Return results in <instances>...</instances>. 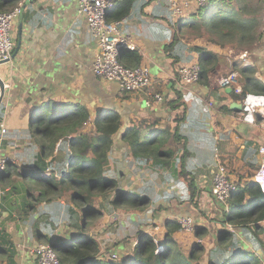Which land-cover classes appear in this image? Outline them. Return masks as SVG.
<instances>
[{"label": "crops", "instance_id": "obj_1", "mask_svg": "<svg viewBox=\"0 0 264 264\" xmlns=\"http://www.w3.org/2000/svg\"><path fill=\"white\" fill-rule=\"evenodd\" d=\"M113 2L108 18L126 11L121 29L137 47L121 50L120 61L126 66H149L152 83L144 91L123 92L116 83H103L93 74L96 43L77 13L76 0H27L13 22L12 59L0 64V122L6 129L0 136V155L10 163L0 177V264H36L30 253L35 244L68 235L67 226L47 222L37 211L25 212L27 198L17 174L28 163L29 152L38 150L35 134L28 129L33 114L39 115L44 107L47 112L66 114L82 106L90 112V120L100 110L118 114L121 126L113 137L109 168H117L121 180L131 181L141 197H150L154 228L147 233L156 242L162 241L166 222L190 216L196 228L206 229V235L199 239L181 229L173 235L185 251L199 240L205 248L203 264L208 263L210 249L222 230L252 249L249 241L256 224L240 229L229 223V211L213 200L210 187L211 173L219 163L229 179L246 189L264 159L258 151L264 148V115L258 111L264 110V0H209L177 22L171 18L167 0ZM215 3H219L218 14L231 11L242 21L252 15L258 23L253 41L238 46L207 38L199 24L204 18L200 14ZM198 50L212 52L215 58L208 59L206 78L181 89L173 76L181 65L199 63ZM243 51L247 56L239 59ZM232 67L244 83L242 96L217 85ZM153 94L162 100L156 102ZM204 99L214 107H207ZM4 106L8 108L5 115ZM130 128H139L141 136L154 132L155 145L174 154L135 162L126 154L122 135ZM52 158L48 156L46 162ZM251 203V196L245 194L242 206ZM143 213L134 209L122 225L141 219ZM257 225L258 237L264 242V219ZM259 254L264 262V252Z\"/></svg>", "mask_w": 264, "mask_h": 264}, {"label": "trees", "instance_id": "obj_2", "mask_svg": "<svg viewBox=\"0 0 264 264\" xmlns=\"http://www.w3.org/2000/svg\"><path fill=\"white\" fill-rule=\"evenodd\" d=\"M17 2L18 0H0V12L13 9ZM110 11L112 9L108 13ZM125 13L126 11L120 12L114 19L126 16ZM224 13L227 15L217 20L212 17L206 19L205 23L211 25L208 32L212 35H207V38L214 42H236L238 46L250 39L253 41L258 24L254 17L242 21L239 15H234L231 11ZM204 19L199 20V24L202 22L201 26L204 25ZM198 51L200 78H206L208 59L215 58V55L209 51ZM46 109L47 107L41 108L38 117L40 146L37 152H29L28 163L17 174L27 198L24 204L25 212H38L40 203L44 207L52 205L61 208L60 198L65 195L63 192L70 191L66 196L65 211L67 213L72 209L76 212V218L74 222H70L69 226L72 228L67 229L68 235L63 233L60 239H54L52 243V248L62 264H203L205 248L201 242L193 243L185 251L175 239L174 232L181 229L177 220L172 219L165 223L166 232L160 242H156L153 236L147 233V229L153 225L155 213L154 210L148 209L150 197H141L138 191H130L125 186L126 181L121 185L120 172H117V168H109L113 137L121 126L115 111L100 110L92 119V128L87 130L84 123L90 119L91 114L84 107L77 106L66 114L60 111L47 112ZM31 127L30 125L28 131L33 136L35 132ZM138 129L130 128L122 132L127 144L126 154L135 162H148L150 158L157 160L158 157H171L174 154L173 150H160L155 145L154 132L149 131L141 136ZM148 134H153V137L149 139ZM54 149L56 153L58 149L63 150L65 156H55L46 162L47 156ZM9 164L8 162L0 177L8 171ZM48 169L51 173L45 175ZM245 194L251 196L250 207L242 206ZM103 195L110 216L116 218L114 210L127 206L144 212L141 219L137 217V221L128 225L117 223L122 237L119 242L105 248V258L99 255L101 249L96 239L83 231L85 220L99 214V210L94 207V198ZM262 201L263 192L254 181L246 189L237 187L229 199L228 221L240 229L247 228L251 222L256 224L252 240L249 241L252 249L245 247L235 234L222 230L217 236L216 244L210 249L207 264H264L262 255L259 254L260 251L264 252V242L258 237L261 230L257 225L264 219ZM58 214V211L52 208L42 213L50 221L57 220ZM206 232V229L198 227L192 234L201 239ZM69 235L71 238L68 239ZM47 243L49 244V240ZM111 253H116L118 258H111Z\"/></svg>", "mask_w": 264, "mask_h": 264}, {"label": "built area", "instance_id": "obj_3", "mask_svg": "<svg viewBox=\"0 0 264 264\" xmlns=\"http://www.w3.org/2000/svg\"><path fill=\"white\" fill-rule=\"evenodd\" d=\"M27 0H18L13 9L0 12V64L10 62L13 55V42L11 40V29L14 20L21 12L22 5ZM173 20L188 16L193 9L204 7L209 0H167ZM77 13L81 15L87 25V30L95 40L96 46L92 56L91 70L99 79L115 82L123 92H140L151 86L152 77L149 66L137 65L126 66L120 61V52L123 49L130 51L137 50L136 45L131 41V37L122 32V25L126 21V16L120 19L110 20L108 11L113 8V0H76ZM247 52L239 54V59H244ZM200 79V66L198 62H190L181 65L177 73L173 76L174 83L181 89H188L189 85L196 83ZM218 87L229 89L235 94H242L244 83L240 77L238 69L230 68L223 74L217 82ZM156 102L162 100L161 95H151ZM203 102L209 108L214 104L211 100L204 99ZM149 104V101L146 102ZM8 108L4 106L3 115ZM264 115V110H258ZM92 128V120L84 123ZM6 132L4 123L0 122V136ZM259 154H264V148H259ZM7 157L0 155V174L7 168ZM253 181L257 182L261 191L264 192V159L262 165L255 173ZM238 185L229 179L226 169L222 164H217L211 173L210 193L213 200L223 209L228 210L229 199ZM182 231L193 233L196 229L195 222L190 216H183L177 219ZM229 226V225H228ZM230 228V226L228 227ZM36 264H62L55 250L47 243L35 244L30 250ZM115 253H111V258H116Z\"/></svg>", "mask_w": 264, "mask_h": 264}, {"label": "rangeland", "instance_id": "obj_4", "mask_svg": "<svg viewBox=\"0 0 264 264\" xmlns=\"http://www.w3.org/2000/svg\"><path fill=\"white\" fill-rule=\"evenodd\" d=\"M228 10V8H226ZM218 10H219V3H215L214 6H210L209 4L201 11V17H204V25L202 26V28L205 29V34L209 36H212L211 34H209L208 30L209 28L211 29V25L208 26V24L205 23L207 18H213L214 20L219 19V17L223 16V15H227V14H222L220 15V13L218 14ZM211 12L213 14H211ZM170 15H171V11H170ZM249 17H252V15H249ZM183 19L188 18L187 16L182 17ZM180 19V18H179ZM177 19L176 22L179 20ZM170 20V18H169ZM211 20V19H209ZM207 20V21H209ZM175 22V23H176ZM202 23V22H201ZM200 23V25H201ZM207 25V26H205ZM256 28V27H255ZM251 42V39L248 40L245 44H243V46H245L247 43ZM103 83H112L102 80L100 79ZM115 83V82H113ZM118 86V85H117ZM119 87V86H118ZM116 88V87H115ZM38 114H33V122L31 124V130H33L35 132L34 138H35V142L38 144V147L40 146L41 143V138L39 139L38 136H40V132L38 130ZM85 129H89V126H85ZM60 143V142H59ZM48 154L50 152H47ZM50 155V156H49ZM48 156L49 157H55L58 156L59 158H62L63 156H65L64 151L61 149L57 150V153H55V149L53 150L52 153H50ZM47 156V157H48ZM51 171V168H50ZM46 172L45 175H49L51 172ZM127 186L128 189L130 191L134 190V187L131 183V181H127ZM125 181L121 180V185H124ZM37 193V192H35ZM65 195H63L60 198V202L62 203L61 208L54 206H48L46 205L44 208L43 204H39L38 206V214H39V218L40 216H44L42 215V213L47 210L50 211L51 208L54 210L58 211V215H57V220H53L50 221L52 223H56V224H60L63 226H67V228H72L70 225V222H74L75 218H76V212H74L72 209L66 213V202H67V198L66 196L68 195V193H70V191H66L63 192ZM72 206V205H71ZM94 207L96 209L99 210V214H94L92 215L93 218L90 219H86L85 220V224L83 225V231L85 234H91L92 237H94L96 239V241L98 242L101 252H100V256H105V248L107 247H111L112 244L119 242L121 239V230L119 229V227L117 226V223L121 222V221H125L124 218L128 217V215L134 211V209H132L131 207L127 206V208H118L116 210H114V215L116 216V218L114 216H110L109 212L107 211L108 205L107 202H105V195L103 196H97L96 198H94ZM75 209V208H74ZM138 212V211H137ZM44 219H46L47 222H49L47 220V217L45 216ZM61 221H63V223H60ZM73 228H77V227H73ZM154 228V225L150 226L147 230L150 231L151 229ZM153 235H156V231L151 232ZM71 238V236H68V239ZM197 242H200L199 240H197ZM117 255V254H116ZM111 257V255H110ZM105 258V257H104ZM118 256L115 258L117 259Z\"/></svg>", "mask_w": 264, "mask_h": 264}, {"label": "water", "instance_id": "obj_5", "mask_svg": "<svg viewBox=\"0 0 264 264\" xmlns=\"http://www.w3.org/2000/svg\"><path fill=\"white\" fill-rule=\"evenodd\" d=\"M53 239H49V245L52 247Z\"/></svg>", "mask_w": 264, "mask_h": 264}, {"label": "clouds", "instance_id": "obj_6", "mask_svg": "<svg viewBox=\"0 0 264 264\" xmlns=\"http://www.w3.org/2000/svg\"><path fill=\"white\" fill-rule=\"evenodd\" d=\"M255 183H257L256 181H255ZM258 184V183H257Z\"/></svg>", "mask_w": 264, "mask_h": 264}]
</instances>
